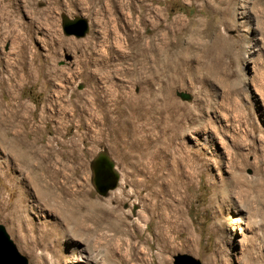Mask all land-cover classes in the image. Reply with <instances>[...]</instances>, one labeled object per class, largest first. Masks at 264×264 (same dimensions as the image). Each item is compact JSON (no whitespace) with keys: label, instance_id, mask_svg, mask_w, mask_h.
Here are the masks:
<instances>
[{"label":"rangeland","instance_id":"1","mask_svg":"<svg viewBox=\"0 0 264 264\" xmlns=\"http://www.w3.org/2000/svg\"><path fill=\"white\" fill-rule=\"evenodd\" d=\"M144 10L136 31L146 40L151 21L186 25L175 35L187 45L186 67L169 74L166 93L164 79L155 94L139 93L126 62L114 67L119 75L88 77L105 35L114 32L124 51V23ZM64 18L85 20L86 35L65 36ZM118 91L125 98L115 105ZM101 151L119 175L106 197L89 169ZM37 185L53 206L87 199V219L78 217L87 239L61 231ZM110 209L123 224L118 234L107 226ZM0 225L27 264L78 255L90 264H172L177 254L264 264V0H0ZM10 228L36 240L35 259Z\"/></svg>","mask_w":264,"mask_h":264},{"label":"bare ground","instance_id":"2","mask_svg":"<svg viewBox=\"0 0 264 264\" xmlns=\"http://www.w3.org/2000/svg\"><path fill=\"white\" fill-rule=\"evenodd\" d=\"M159 16H161L160 12L156 11V18H158ZM145 18H147V13H145V10H144V12L139 14V16L137 17V19L139 20L138 22L133 21L132 15H130V17L126 19L124 23L123 33L125 36L127 47L124 48V51H121L122 48H119L118 42H117L118 40L116 39L114 32L112 33L114 37H112L111 33H108L105 35V38L103 41L104 50H103L102 55L98 56L97 59L94 58V60L91 58L92 61L88 63L93 68L91 70H88V74H89L88 77H90L91 79H96L98 75L102 74L108 68L113 69L112 71L115 74V75L113 74L114 76L119 75L121 74V70L115 69L114 67L117 66L118 68V66H120L123 62H126V63H129L128 71L131 73L133 79H135L134 82L138 81L143 84L142 85L143 87L141 86V89L140 88L138 89L139 93H142L143 91L147 90L149 95L155 94L156 92L153 91L152 85L154 84L155 81L162 80V79H164L165 82L163 81L164 85L161 89L162 91L164 90V93H166L170 85L169 82H167L169 81V77L172 75V73L179 72L181 68L183 69V65L185 64V61H186L185 59L187 57L186 52H188L187 45L182 44L183 42L181 41V39H178V38L175 39V35L178 32H181V30H183V28H185L186 25L181 24V25H178L179 28L172 29L171 27H169L168 24L164 25L161 22L157 23L156 21L155 22L151 21L150 24L152 26L151 28H152L153 33L149 35L146 40L144 39L145 38L144 36H141L139 32L136 31L139 27V23L142 24L146 21ZM171 34H173L172 36H173L174 41H171L172 39L170 37ZM112 39L114 40V42L111 41ZM183 53L185 54L183 55ZM140 75H144V77L139 78ZM98 78L100 80V77ZM108 81L107 83H109ZM92 85L93 87H92L91 94L93 98L95 99L94 101H96L97 97H99L97 96V91L101 89L94 82L92 83ZM109 85H113V84H109ZM103 89H107V87ZM124 98L125 96H123L122 92L118 91L113 101L116 105L117 103H122L124 101ZM159 163L162 166H164L162 164L163 161L161 162V160L159 159L158 162L155 163L154 165L156 170H159V167H160ZM41 185H37L36 187L37 194L38 196L42 198V200L48 206L52 207L55 213H57L56 215L59 219L60 225H62L63 227L61 231L64 233L70 231V233H74L73 235H78V237H79L78 233H81L83 235V239H87V228L83 225V222H80L78 219V217L87 219V199L83 197L80 203L76 205V207L75 206L72 207L71 203H69L68 201L65 205L63 204L61 206L58 205V207L56 205L53 206L50 204V202L54 200L52 194L50 193V190ZM121 198H122V193H120L119 195H115V200L118 201V200H121ZM88 206L90 207V203H88ZM81 211L86 212L85 216L80 215ZM106 215H107V226L111 230L116 232L117 234L122 232L121 228L123 224L122 222H120L119 218L115 216L113 211L111 209L108 210ZM20 217L22 218L23 216L20 215ZM71 224H73L74 227H70ZM25 226L26 228L28 227L29 230H32L33 228V226L29 225L28 222L25 223ZM10 229L12 230L18 242L23 246V248H25L29 252L30 256L35 259V254L33 252V249L35 245H37L36 240L35 239L28 240L27 236L19 235L18 229H15V230L13 228H10ZM51 233H52L53 239L57 240L58 242L57 238L59 237H57L58 235H57L56 229L54 232L52 231ZM44 235L46 237V232L44 233ZM216 235H217V240H220L221 232L218 231ZM108 259L112 260V258H108ZM90 261L91 260H89L88 258L78 255L73 258L71 264H90L91 263ZM108 261L110 262V260Z\"/></svg>","mask_w":264,"mask_h":264},{"label":"water","instance_id":"3","mask_svg":"<svg viewBox=\"0 0 264 264\" xmlns=\"http://www.w3.org/2000/svg\"><path fill=\"white\" fill-rule=\"evenodd\" d=\"M63 34L67 37L73 36L77 39L83 38L87 31V23L83 19L70 21L63 19ZM183 101L188 100V96L181 94ZM91 174V184L95 192L106 197L111 191H114L119 182V175L115 170L114 163L106 151L97 153L89 163ZM0 264H27L26 259L19 254L15 245L6 234L5 229L0 225ZM172 264H201L195 258L189 255L177 254L172 257Z\"/></svg>","mask_w":264,"mask_h":264}]
</instances>
